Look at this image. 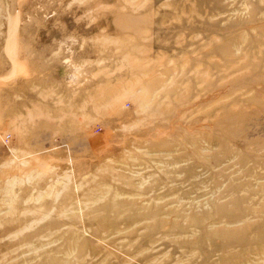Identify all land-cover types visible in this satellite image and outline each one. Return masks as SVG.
<instances>
[{
	"label": "rangeland",
	"instance_id": "rangeland-1",
	"mask_svg": "<svg viewBox=\"0 0 264 264\" xmlns=\"http://www.w3.org/2000/svg\"><path fill=\"white\" fill-rule=\"evenodd\" d=\"M0 264H264V0H0Z\"/></svg>",
	"mask_w": 264,
	"mask_h": 264
}]
</instances>
